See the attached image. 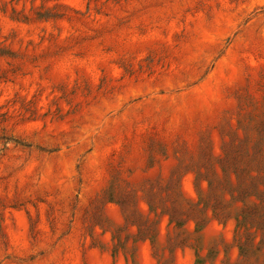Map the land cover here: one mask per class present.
<instances>
[{"label":"rangeland","instance_id":"obj_1","mask_svg":"<svg viewBox=\"0 0 264 264\" xmlns=\"http://www.w3.org/2000/svg\"><path fill=\"white\" fill-rule=\"evenodd\" d=\"M240 144L264 0H0V264H239L194 178Z\"/></svg>","mask_w":264,"mask_h":264},{"label":"trees","instance_id":"obj_2","mask_svg":"<svg viewBox=\"0 0 264 264\" xmlns=\"http://www.w3.org/2000/svg\"><path fill=\"white\" fill-rule=\"evenodd\" d=\"M254 161L255 166L252 165ZM219 168L223 176L221 181L211 174L202 176L201 172L196 173V189L204 177L208 190L198 213L209 209L219 222L232 219L239 264H264V160L248 156L244 144H240L224 151ZM188 212L172 205L168 212L169 221L180 224L183 221L181 215H190ZM193 219L197 228L203 225L202 217Z\"/></svg>","mask_w":264,"mask_h":264}]
</instances>
